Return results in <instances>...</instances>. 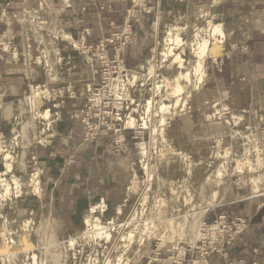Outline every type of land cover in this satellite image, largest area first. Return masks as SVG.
I'll return each instance as SVG.
<instances>
[{
  "label": "rangeland",
  "instance_id": "374dc122",
  "mask_svg": "<svg viewBox=\"0 0 264 264\" xmlns=\"http://www.w3.org/2000/svg\"><path fill=\"white\" fill-rule=\"evenodd\" d=\"M86 1L138 3L141 0ZM219 1H178L156 23L153 51L137 64L121 65L123 72H120L119 79L112 83V92L122 89L131 104L127 109L124 104L120 123L130 128L127 127L126 122L129 115L134 113L137 119L132 128L144 130L143 132L137 130L136 136L133 130L115 133V130L107 128L108 125L113 126L114 122L110 119L105 125H94L90 133L95 132L96 137L99 138L112 136L114 140H120L124 132H132V138L135 140V155L126 159H121L120 155L114 156L113 167L112 156L111 158L109 156L112 153L109 152L106 166H99L104 169L95 170L94 177L83 179V182L80 177L78 178V173L82 172L75 164L71 165L69 173H64L65 177L60 178L59 181L47 182L46 164L40 157V150L46 145H53L55 141H60L61 145L57 144V147L63 148L71 135L75 138L81 132H84L86 138L85 133L88 129H84L82 123V126L80 125L82 110L86 107L87 96L91 89L98 82L100 83L101 70L105 66L102 64L94 66L99 80L94 85H88L83 92L86 97L82 106H71L69 100L67 104H55L63 99L44 103L50 101L51 96L64 93L63 90H58L53 92L57 94H52L50 90L59 86L56 81L58 80L56 67L59 65L58 60L62 53L58 47L64 45L74 49L78 47L77 54L81 52L91 56L87 58L89 61L91 58H97L95 55L97 42L77 43L75 35L62 31L61 27L52 26L47 16L37 10L26 14L23 18L25 22L23 40L14 39L12 45L0 40L3 43L2 50L0 49V63L7 59L10 63L13 61L19 66L39 68L45 75L48 74V82L52 83L48 84L46 81L32 83L15 105L12 104L11 107L0 105V119L9 116L12 128L10 135L5 137L0 135V143L12 156L5 159L4 152L0 153V253L4 246L9 247L8 253L0 254V264H30V262L35 264L34 254H38L39 259H44L48 264H95L96 262L106 264L108 254L103 255L104 247L115 248L126 230V226L122 224L131 219L138 220L137 235L131 243V248L137 253L129 264H144L155 250H172L175 255L178 254L183 258L187 245H194L202 237L204 218L211 207L204 214H201L200 208L212 197L214 190L218 191L217 189L220 188L218 194L222 202L231 198L234 186L250 194V177L260 175L263 182L258 190L264 194V101H259L256 97H244L242 91L228 96L224 92L207 89L210 85L205 84L209 70L215 67L218 69V63L226 58V54L228 57L231 56L228 50L229 34L225 25L226 18L219 12ZM208 11L211 15L207 17L205 14ZM212 14L213 22L223 23L226 31L224 50L219 56H207L204 81L199 83L198 78L193 76L188 90L179 95L182 102L178 107L157 113L158 106L161 100L163 101L161 96L166 94L165 81L171 79L179 70H184V66L192 67L195 64L197 58L192 49L196 41V33L208 35L204 31L208 29V19ZM173 25L178 27L176 29L178 33L173 32L174 36L179 34L183 38V43L175 47L177 52L183 50L185 64L180 67L178 62L172 64L173 59L165 58L162 54L166 45L165 37L168 30L174 28ZM122 39L125 41V37ZM89 45H94V48L84 53L83 47ZM107 58L112 59V56L107 54ZM150 67H153L152 74H149ZM46 83L49 87V95L44 93L40 97L42 102L40 103L39 100L40 105L36 107L31 97L32 87L38 84L45 87ZM188 92H191L189 97L186 96ZM68 93L65 92V95ZM176 96L170 101H164L168 104L173 103ZM149 99L153 100L154 105L148 119L146 118L148 127H145L143 116L147 117L145 110ZM44 108H51L53 115L49 118L39 116L38 112ZM189 112L195 114L199 121H204L205 125H211L206 138L202 136L201 145L195 151H192L191 146L185 149L183 144L179 145L177 140L179 136L170 133L169 127L173 118ZM83 149H87V153H92L94 146L84 144ZM65 150L69 154L73 153L70 146L65 147ZM259 156L262 158L261 162L257 161ZM245 157L253 160L255 170L252 172L248 168L239 172L235 167L237 160ZM8 164L11 165V169H8ZM218 168L224 171V178L230 181L228 190L223 189L221 183L219 185L214 179V173ZM57 175L59 176V173ZM32 177H35L36 182L32 181ZM75 177L78 180L79 190L70 193V189L65 187ZM15 179L19 180L21 184L18 185L19 187ZM9 182L10 187H8ZM54 183H56L55 192L48 189ZM92 207L97 208L95 214L101 217L105 226H108V232L111 234L109 240L104 235L100 238L95 237L94 240H89L83 235L88 228L85 218L89 214L88 209ZM171 217L174 225L167 231L164 230V233L172 237L166 239L157 232H162L163 223ZM143 221L150 222L145 245L139 241V231L144 224ZM72 240H76V247L70 245ZM121 243L125 244L126 241ZM11 252L16 254L10 255Z\"/></svg>",
  "mask_w": 264,
  "mask_h": 264
},
{
  "label": "crops",
  "instance_id": "0c3cea01",
  "mask_svg": "<svg viewBox=\"0 0 264 264\" xmlns=\"http://www.w3.org/2000/svg\"><path fill=\"white\" fill-rule=\"evenodd\" d=\"M178 1L182 0H141L138 3L0 0V40H4L3 43L7 45L14 44V39L23 40L22 36L25 33L23 18L26 14L37 10L47 16L52 26L61 27L62 31L75 35L77 43H93L112 35L120 36L121 39L106 48V53L112 56V59H118L121 64L134 65L153 51L152 46L156 39L155 25ZM218 9L226 18L225 25L229 34L228 50L231 56L228 57L226 54V58L218 63V69L215 67L209 70L205 82L210 85L207 89L224 92L228 96L242 91L244 97H256L259 101H264V0H220ZM124 37L125 41L122 39ZM3 43L0 42L1 50ZM58 48L62 53L58 60L59 65L56 67L58 75L56 81L59 86L50 90L52 94H57L53 92L58 90H63L64 93L51 96V100L44 104L63 99L55 104H67L69 100L71 106H82L86 97L83 92L88 85H94L99 80L94 69L98 63L95 58H91L89 62L87 60L91 57L89 55L81 52L77 54L78 47L74 49L64 45ZM4 60L0 63V105L2 106L15 105L32 83L49 81L48 74L45 75L39 68L23 67L24 65L19 66L16 62L10 63L7 59ZM48 84L52 83L48 82ZM65 92L69 93L65 95ZM10 124L9 116L0 119L2 137L11 134ZM80 125L82 126L81 122ZM210 126L205 125L204 121H199L195 114L189 112L173 118L169 127L170 133L179 136L177 139L179 145L183 144L185 149L191 146L192 151H195L201 145L202 136L206 138ZM132 137V132L123 133L120 137L122 149L116 148L112 136L86 139L84 132L75 138L71 135L63 148L57 147V144L61 145L60 141L46 145L40 150V157L46 164L47 182L59 181L60 178L65 177L64 173H69L71 165L74 164L82 172L77 170L81 182L83 179L92 178L95 170L104 169L103 167L100 169L99 166H106L109 152L112 153L109 156L110 158L112 156L111 163L114 167V156L120 155L121 159H126L135 155V140ZM84 144L94 146L92 153H87V149H83ZM67 146H70L72 154L65 150ZM77 183L75 177L65 188L70 189V193L75 192L79 190ZM55 187L56 183L48 189L55 192ZM222 213L227 215L229 222L240 217L244 223L238 226L241 231L233 234L230 243L225 244L223 253L210 254L206 264H238L240 261L245 264H264V194L252 196L240 187L234 186L231 198L211 207L204 220L211 221ZM155 251L148 256L144 264H176L174 257H178V254L175 255L174 251ZM191 255V252L185 248L183 255L185 263Z\"/></svg>",
  "mask_w": 264,
  "mask_h": 264
},
{
  "label": "bare ground",
  "instance_id": "6f19581e",
  "mask_svg": "<svg viewBox=\"0 0 264 264\" xmlns=\"http://www.w3.org/2000/svg\"><path fill=\"white\" fill-rule=\"evenodd\" d=\"M205 15L207 17H208V15H211L210 11H208ZM212 18H213V14L208 19V29L206 30L207 32L204 31L206 33V35L208 33L209 37H208V35L207 36H203L201 34L199 35L198 34L199 32L196 33V38H195L196 41L193 44V49H192L194 55L197 58L195 64H193L192 67H185L184 66V70L183 69L179 70L171 79H167L165 81L166 82V86H167V90H166V94L161 96L163 101L161 100V103L159 104L158 109H157L158 111H156L157 113L158 112L159 113H164L165 110H167V109H169L171 107H173V108L178 107L179 103L182 102V100H181L179 95L183 94L185 91L188 90L187 88L189 87V83L192 80V77L196 76V78H198V82L199 83H202L204 81V79L206 77V60H207V56H210V55L219 56V54L224 50V43H225V39H226V36H227L226 35V31H225V29L223 27V23L213 22ZM173 26H174V28L169 29L168 32H167V36L165 37L166 45H165L164 50L162 51V54H163V57H165V58H172L173 59L172 64L174 62H178V64H179L178 67H180V66H183L185 64V58L182 55L183 50H181L182 52H177V51H175V47L177 45L183 43V38L179 34H175V36H174L173 32L176 31V29L178 27H175L176 25H173ZM202 29H203V27H202ZM176 33H178V32L176 31ZM152 72H153V67H150L149 74H152ZM133 76L136 77L135 75H133ZM184 81H186L185 84H184ZM198 85L199 84H197V86ZM160 87L161 86H158V88H160ZM49 92L50 91H49V87H48L47 83H46L45 87H42L40 84H38L36 86L34 85L32 87V92H31L32 96L31 97L33 98V102H35V106L36 107H39V105H40L38 103L39 100H40V103L42 102L40 97L44 93H45V95L48 96ZM190 93L191 92H188V94L186 96L189 97ZM175 96H176V98L173 101V103H169L168 104L167 102L164 101V100L170 101ZM146 105H145L146 106V110L145 111L147 113V117L143 116V120H144L145 127H148V120H146V118L148 119L149 113L151 112V110L153 108V105H154L153 100L149 99L147 101ZM85 106H86V104H85ZM85 110H86V107H85V109L82 110V115H83V112ZM133 110L135 111L136 109H133ZM145 111H144V113H145ZM38 115L43 117V118H49V117H51L53 115V111H52L51 108H44V109H42V110H40L38 112ZM136 119L137 118L134 115V113H131L129 115V119L126 122L127 127H133ZM95 122H97V120ZM81 123L83 124L84 129H86L84 123L82 121H81ZM87 133H85V134H87ZM1 152H4L5 159H7L9 157H12L11 154L9 153V151H5L4 146H3L2 143H0V153ZM252 161L253 160L250 157L241 158V159L237 160V164H236L235 167L238 169L239 172L245 171L246 168H248L249 171L252 172L253 170H255V166H254ZM257 161L261 162L262 158L259 156ZM8 169H11V165L10 164H8ZM224 175H225L224 171L221 168H218L215 171V173H214V179H215V181L217 183H219V185L221 183V186H223V189H227L228 190L227 187L229 186L230 181L225 179ZM35 177H32V181H34V182H36ZM262 179L263 178L260 175H257V176L256 175H252L250 177V182H249L250 195L258 196V195L262 194L258 190V189L261 188V183L263 182ZM15 182H16L17 186L21 185V184H19L20 182H19L18 179H15ZM8 185H9L8 187H10V182L8 183ZM35 189H36V186H35ZM37 189L39 190V187ZM219 189L220 188H218L217 190L219 191ZM218 191L214 190V193L212 192L213 195H211L212 197L210 196L211 198L206 203H204V205H201V208H200L201 214H204L208 210V208L213 207L214 205H217V204H221V202H222L221 199L222 198L221 199L219 198ZM222 192L223 191H221V193ZM223 195H225V194H223ZM103 205L105 206V204H103ZM104 206H103V209H104ZM96 209H97L96 207H92V208L88 209V213L89 214L85 218V223L87 224L88 228L84 232L83 235H85L86 238L89 239V240L90 239L94 240L95 237L96 238H100V237H102L104 235L107 238V240H109L111 238V234L108 232L109 231L107 229L108 226H105L103 224V222L101 221V217L99 215L95 214ZM198 213H199V211H198ZM219 215H225L227 220H228V217H227V215L225 213H222V214H219ZM219 215L215 219H213L211 221L204 220V223H212L211 227L209 228V231H207L205 233V231L203 230V227H202V229H201L202 237H200L194 245H191V244L187 245L186 248L192 254L190 259L198 255V252L195 249H192V247L193 248L196 247L197 244H199V240L201 238L210 235L211 232H212L211 231L212 229H217V223H214V221L219 217ZM172 219H173V217H171L168 221L163 223L164 229L162 230V232H157L162 237L166 238V237L171 236L170 234L164 233V230L167 231L168 228L173 227L174 220H172ZM234 220H236V219H234ZM134 221H135V223H134ZM137 222H138V220L131 219L130 221H127L126 223L122 224V226L123 225L126 226V230L121 235V240H120L119 243H116V246H115L114 249L109 247V246H105L104 247V249H103L104 254L103 255L108 254V256H107L108 259L106 260V262L104 261L106 264H129V262L131 261V259L134 256V254L137 253V251L135 252V250H133L131 248V243L135 240L136 235H137V229H136V227L138 225ZM231 222L232 221H230L229 223H231ZM143 223L144 224L142 225V228L139 231V241L141 242V244L145 245L147 229H148V227L150 225L149 224L150 222L143 221ZM131 224L133 226H131ZM149 229H150V227H149ZM155 230H156V228H155ZM155 230H154V232H155ZM122 241H126V243L122 244L121 243ZM75 243H76V240H72L70 245L72 247H76ZM97 243L100 244V242L98 240H97ZM8 248H9L8 246H4L2 248L3 251L0 254L2 255L3 253H5V254L8 253V251H9ZM14 253L16 254V252H11L10 255H13ZM176 260H181L182 264H190L189 260L185 263L186 260L184 258H180L179 256L178 257L176 256L175 263H176ZM34 263L35 264H48L47 262L44 261V259L43 260L39 259L38 254H34ZM30 264H31V262H30Z\"/></svg>",
  "mask_w": 264,
  "mask_h": 264
},
{
  "label": "built area",
  "instance_id": "2783aa9c",
  "mask_svg": "<svg viewBox=\"0 0 264 264\" xmlns=\"http://www.w3.org/2000/svg\"><path fill=\"white\" fill-rule=\"evenodd\" d=\"M121 39L118 35H112L110 38H104L95 43V51L97 52L96 61L102 66H105L101 70L100 83L91 89L89 96H87L86 110L83 112L81 121L84 123L85 128L88 129L86 138H99L96 137V133L92 132L94 125H105L108 123V119L113 120V126L108 125V130H115V133L122 130L134 131V136H136L137 130L143 132L144 129H134L132 127L126 128L122 126L120 120H122V112L124 110V104H126L125 109H127L131 102L127 94L122 90L118 89L117 92H112V83L114 80L119 79L120 72H123L121 67V62L118 59L107 58L106 48L109 45H114L117 40ZM87 45V44H85ZM94 45L84 46V53H88L94 47ZM94 54V53H92ZM117 74V75H115ZM97 120V122H95ZM119 125V127H117ZM115 145L117 149H122V140L115 139ZM244 220L238 217L231 223L228 222L225 215H219V217L214 221L217 223V229H212L211 234L203 237L199 240V244L196 247H192L198 252V255L189 260L190 264H206L207 257L212 253H223L224 246L228 242L230 243L233 234H237L239 231L240 223ZM212 223H204L203 230L205 233L209 231ZM214 230V231H213ZM177 264H182L181 260H176ZM238 264H245L240 261ZM255 264V263H252Z\"/></svg>",
  "mask_w": 264,
  "mask_h": 264
}]
</instances>
